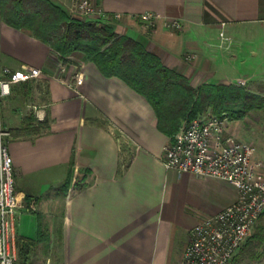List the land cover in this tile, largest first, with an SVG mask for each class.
I'll use <instances>...</instances> for the list:
<instances>
[{"label":"crops","instance_id":"0c3cea01","mask_svg":"<svg viewBox=\"0 0 264 264\" xmlns=\"http://www.w3.org/2000/svg\"><path fill=\"white\" fill-rule=\"evenodd\" d=\"M52 1L69 11L74 0ZM95 1L121 14L109 22L116 32L140 41L194 87L264 80V0ZM146 11L158 16L150 30L137 18ZM169 18L180 19L181 28L166 27ZM234 28H240V47L231 54L220 32ZM0 40V67H40L48 85L42 132L31 136L28 125L9 115L4 121L13 132L8 141L16 187L37 204L45 197L50 240L59 242L62 263L180 264L192 228L235 202L236 188L166 168L164 146L172 138L158 129L151 104L121 78L104 76L83 53L62 61L30 31L4 21ZM26 41L40 48L34 60L15 54ZM69 64L80 66L81 83L65 72ZM15 85L2 101L11 99ZM227 132L242 140L230 122ZM70 168L71 184L65 188ZM41 169L44 179L35 178L41 187L26 186L25 176ZM20 216L35 223V214ZM22 234L34 237L36 229Z\"/></svg>","mask_w":264,"mask_h":264},{"label":"built area","instance_id":"2783aa9c","mask_svg":"<svg viewBox=\"0 0 264 264\" xmlns=\"http://www.w3.org/2000/svg\"><path fill=\"white\" fill-rule=\"evenodd\" d=\"M71 14L82 19L110 21L121 16L109 13L95 0H74ZM147 28L157 25L151 11L139 15ZM165 25L180 29L178 18L165 19ZM43 69L35 66L0 67V106L13 85L38 78ZM82 75H76L81 83ZM35 116L45 120V109L35 106ZM231 116L227 112L198 115L185 122L164 146V165L177 173L190 172L231 183L237 199L215 214L202 218L191 230V240L180 264H232L242 243L250 236L264 212V178L259 177L253 161L255 147L240 142L227 132ZM10 131L0 118V264H16L18 252L15 235L24 195L16 187L14 162L6 142ZM34 208V206H33Z\"/></svg>","mask_w":264,"mask_h":264},{"label":"trees","instance_id":"16d2710c","mask_svg":"<svg viewBox=\"0 0 264 264\" xmlns=\"http://www.w3.org/2000/svg\"><path fill=\"white\" fill-rule=\"evenodd\" d=\"M0 16L6 24L28 30L48 44L60 60L81 52L104 76L124 80L148 100L156 113L158 129L172 139L183 122L208 108L242 118L251 110L264 107V95L236 83L224 81L194 87L185 75L166 66L140 41L116 32L109 22L73 16L52 0H0ZM71 177L70 168L63 183L65 188L71 184ZM36 223L34 237L18 239L16 264H29L35 239H50L49 228L39 214ZM257 226L259 231L254 237L260 238L257 235L264 225Z\"/></svg>","mask_w":264,"mask_h":264},{"label":"rangeland","instance_id":"374dc122","mask_svg":"<svg viewBox=\"0 0 264 264\" xmlns=\"http://www.w3.org/2000/svg\"><path fill=\"white\" fill-rule=\"evenodd\" d=\"M71 13V9L69 10ZM78 17V16H77ZM80 18V17H79ZM121 18V16L119 17ZM116 18V19H119ZM139 19V17H137ZM88 19V18H87ZM111 21V20H110ZM107 21V22H110ZM140 21V20H139ZM3 22V19L0 16V23ZM141 22V21H140ZM157 18V23H158ZM142 23V22H141ZM146 30H150L152 28H147L142 25ZM166 26V25H165ZM168 27V26H166ZM154 28V27H153ZM172 28V27H168ZM2 37V36H1ZM220 38L223 39L227 43V46L232 50V53H235L236 47H240V28H234L233 31L220 32ZM1 42V40H0ZM19 49L16 51V55L19 60L36 59V55L40 52V48H36L32 42H20ZM233 47V48H232ZM76 53V52H74ZM18 60V59H17ZM76 64H69L65 68V72H69L71 76H75L76 72L80 70V66H75ZM23 67V65H21ZM238 85H241L245 88L253 89L257 93L264 95V80L257 79L251 82L246 81L245 83H240V78H236L235 80ZM14 94L10 100H6L5 102H1L0 106V118L2 121V126L10 131V135L6 136V142L8 144L9 150V139L12 137L13 132H11V128L6 127V123L4 121V116L9 115L11 117V121L16 119V123L18 125L26 124L28 125L29 134L31 136H36V134L43 131V124H41L40 120H38L35 116V106L45 108L47 98V90L48 85L45 80L42 79V75L38 78L21 82L16 84L14 87ZM238 108L239 106H235ZM211 108H208L206 111L200 113L199 115H209L214 114ZM28 117L27 121L24 122L23 117ZM46 118V113H45ZM10 119V118H9ZM9 121V122H11ZM46 121L43 120L42 123ZM230 125L234 127V129L238 132V136L242 139L240 142H247L252 144L255 147V151L253 153V161L256 164V169L259 177L264 178V107L261 109H255L248 112L242 118H229ZM185 122H183L184 124ZM236 139V138H235ZM45 170L41 169L38 173H28L25 176L24 182L27 184L26 186H31L30 188H40L39 182L37 183L35 178L44 179ZM44 198L41 197V201L37 204V199L27 198L24 196L23 202L24 207L21 210V213L26 212L30 214H35V223L31 222L27 216H23L19 219V223L21 222V226L19 228V223L17 225V232L15 235V245L18 247V239L19 238H27L24 234H28V230L30 232H34V229L37 228L36 223V214L41 215L43 223L47 225L46 215L44 214ZM61 202H58L56 205V210L60 211ZM34 206V208H33ZM21 217V216H20ZM264 225V213L258 219L255 227L253 228L251 234L247 239L242 243L240 248L235 253L232 264H264V230L259 232L260 238L254 237L258 233L257 225ZM48 227V226H47ZM30 228V229H29ZM50 233V232H49ZM32 246V252L30 254V262L29 264H63L62 256L59 254V242L57 241H37L35 239ZM60 248V247H59Z\"/></svg>","mask_w":264,"mask_h":264}]
</instances>
